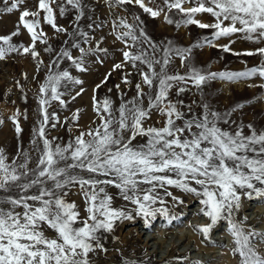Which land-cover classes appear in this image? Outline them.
I'll list each match as a JSON object with an SVG mask.
<instances>
[{"label":"snow or ice","instance_id":"6c2138e0","mask_svg":"<svg viewBox=\"0 0 264 264\" xmlns=\"http://www.w3.org/2000/svg\"><path fill=\"white\" fill-rule=\"evenodd\" d=\"M103 3L128 15L111 22L109 35L122 45L120 60L94 85L95 126L81 130L78 109L63 122L49 109L54 104L66 108L86 91L83 79L61 67L64 62L85 74L112 55L103 46L106 37L97 36L106 22L96 17L93 0H35L33 5L28 0H0V17L18 15L14 30L0 35V61L30 56L36 73L45 72L43 80L33 77L39 112L31 149L21 145L10 155L0 147V264H96L101 253L109 252L103 243L106 235L119 243L115 232L120 225L137 220L145 229L158 217L172 225L179 217L169 205H183L185 194L198 200L199 214L209 221L195 229L202 241H210L213 229L225 221L232 237L229 253L237 264H264V233L247 225L246 218H236L242 198H264V128L232 119L244 105L220 113L203 98L191 103L183 98L193 89L201 94L217 79L264 81V47L234 52L235 40L215 43L236 37L264 45V0H163L156 8L145 0ZM136 7L151 19L163 14L164 21L177 28L211 29V39L205 37L204 44L232 55L259 56L260 64L241 72H205L191 62L193 47L200 43L182 48L171 40L154 41L141 16L133 14ZM173 10L181 15L179 21L169 15ZM198 14H207L212 22L196 19ZM61 19L66 23L60 24ZM44 25L64 37L59 50L49 44ZM22 30L30 39L27 46L13 42ZM37 45L50 54L47 64ZM177 59L183 73L172 69ZM113 73L119 74V83L108 87ZM14 83L23 89L19 80ZM258 86L264 88V83ZM21 115L27 119L19 109L8 117L18 140ZM4 123L0 118V126ZM60 127L70 133L76 128V133L58 143L61 137L49 138V132ZM113 251L120 255L119 264H145L125 255V249Z\"/></svg>","mask_w":264,"mask_h":264},{"label":"rangeland","instance_id":"374dc122","mask_svg":"<svg viewBox=\"0 0 264 264\" xmlns=\"http://www.w3.org/2000/svg\"><path fill=\"white\" fill-rule=\"evenodd\" d=\"M28 2L33 5L35 0H28ZM93 3L96 8V17L106 22L103 31L97 30V36L104 35L106 37L103 46L109 48L112 55L106 58L104 65L94 64L92 65V71L85 74L75 72L70 63L64 62L61 67L68 69L73 75L83 79L85 81L83 86L86 91L75 101L68 103L66 108L62 109L54 104L49 109L50 112L55 111L62 122L65 117H71L78 109L80 115L78 124L81 130L86 129L90 125L95 126L92 124L93 120L96 119L92 111V89L94 85L99 82L104 73L110 70L113 61L119 62L120 60L119 49L122 45L119 42L114 43L111 35H109L111 22L116 16L128 15L118 8L109 9L103 3V0H93ZM145 3L152 8H156L157 5L163 6V0H155V3H149L148 0H145ZM184 6L190 7L191 4H185ZM132 11L133 14L141 16L148 35L158 43L171 40L174 45L182 48L200 43L201 47H193L191 62L205 72H241L246 70V68H252L260 64L261 58L259 56L232 55L231 53L223 52L219 48L209 47L204 44L205 37L211 39V29H199L195 25L177 28L175 24H167L163 19V14L157 19H151L138 7L133 8ZM169 15L174 21L181 19V15L176 13L175 10L170 12ZM128 18L131 21V17L129 16ZM196 19L205 23L212 22V17L207 14H198ZM17 20V14L0 17V35H7L13 31ZM58 22L65 24L66 20L61 19ZM43 27L48 33L49 44L57 50L63 47L62 41L64 37H57L47 25ZM230 39L235 40V43L231 44L234 52L264 47V45L252 44L236 37L221 38L215 43L220 45L229 44ZM13 42L27 46L30 43V39L27 32L22 30L21 34L13 39ZM44 47V45H37V50L40 52V59L47 64L50 54L43 51ZM172 69L180 73L185 71L180 67L178 59L173 61ZM24 74H27V80L24 79ZM44 75V71L39 74L36 73L35 62L30 56H13L7 61H0V118L5 120L4 125L0 126V147L4 148L10 155L16 153L18 146L22 145L25 150L32 147L33 129L37 127L39 112L37 102L38 84L33 77L38 76L40 80H43ZM135 79H138V77ZM16 80H19L23 85L22 90L16 88L14 83ZM115 83H119L118 73H113L108 87H112ZM262 83L264 81L258 77L236 83H228L217 79L206 84L201 94H198L193 89L183 98L186 103H191L193 100L199 101L203 98L205 103L220 113L231 110L234 105H244L241 111L233 114L232 119L237 122L243 121L245 125L252 123L259 130L264 128V88L258 86ZM250 84H255L257 87H250ZM106 92V88L100 90L99 96L103 97ZM132 94L133 92H129V96ZM65 99L70 100V97H65ZM113 99H116L115 95H113ZM194 108L197 111L200 110L196 105H194ZM17 109L27 115L26 120L23 115L20 117L23 131L19 140L16 138L13 125L8 120V117ZM221 126L228 127L227 125ZM233 127L235 126L233 125ZM75 133L76 128H73V132L70 133L66 128L60 127L51 130L49 138L59 136L61 140L58 143H63ZM245 133L247 134V128H245ZM33 157L35 158V153H33ZM175 194L181 195L178 192ZM71 199L80 203L79 197L75 195ZM182 199L184 200L183 205H177L174 208L171 204L169 205L172 214L179 217L172 225H168L164 218L158 217L152 222V227L141 229L143 221L137 220L134 224L126 222L120 225L115 232V236L119 238V243H116L112 237L106 235L103 243L108 247L109 252L107 255L101 253L96 264H119L120 255L113 251L114 248L125 249V255L133 259L139 258L145 264H237L236 258L229 253L233 245L232 237L226 230V222L221 221L218 223L210 234V241H202L201 234L195 229L209 221L199 214L201 205L195 197L185 194L182 195ZM236 218L239 220L246 218L247 225H250L257 232L264 233V198H254L252 200L242 198V206L236 214ZM137 224L140 226L139 230L142 233L130 230ZM145 237L149 240L148 246L141 241Z\"/></svg>","mask_w":264,"mask_h":264},{"label":"bare ground","instance_id":"6f19581e","mask_svg":"<svg viewBox=\"0 0 264 264\" xmlns=\"http://www.w3.org/2000/svg\"><path fill=\"white\" fill-rule=\"evenodd\" d=\"M191 211V210H190ZM144 228V226H141V229H143ZM140 226H138V224H137V226H135L134 228H131L130 230H133V231H135V232H139V233H142L140 230ZM142 238V237H141ZM140 239V238H139ZM141 241H143V244L145 243V245H147L148 246V238H143V239H141ZM146 247V246H145Z\"/></svg>","mask_w":264,"mask_h":264}]
</instances>
